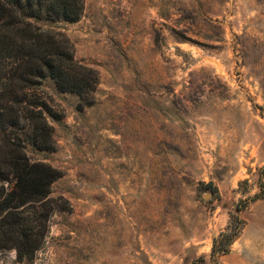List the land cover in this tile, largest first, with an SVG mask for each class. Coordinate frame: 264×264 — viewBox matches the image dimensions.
Returning a JSON list of instances; mask_svg holds the SVG:
<instances>
[{"label": "rangeland", "instance_id": "1", "mask_svg": "<svg viewBox=\"0 0 264 264\" xmlns=\"http://www.w3.org/2000/svg\"><path fill=\"white\" fill-rule=\"evenodd\" d=\"M39 24L99 84L91 105L51 78L32 92L52 148L25 149L59 171L54 210L34 259L0 264H264V0H86ZM232 214L244 227L214 263Z\"/></svg>", "mask_w": 264, "mask_h": 264}, {"label": "trees", "instance_id": "2", "mask_svg": "<svg viewBox=\"0 0 264 264\" xmlns=\"http://www.w3.org/2000/svg\"><path fill=\"white\" fill-rule=\"evenodd\" d=\"M86 0H0V249L13 248L19 262L33 260L43 244L54 210L52 184L59 171L27 155L28 141L52 148L53 128L46 101L32 92L51 78L62 91L75 92L91 105L99 72L80 63L63 32L40 21H78ZM81 105V103H80ZM29 131L22 137L17 130ZM246 205L237 207L241 211ZM227 230L214 239L211 260L228 253L245 221L232 214ZM200 256L187 264H206Z\"/></svg>", "mask_w": 264, "mask_h": 264}]
</instances>
